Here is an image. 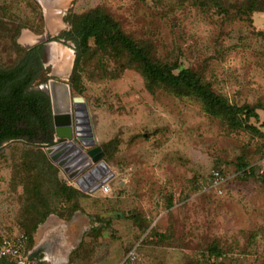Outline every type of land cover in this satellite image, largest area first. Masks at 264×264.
<instances>
[{"label": "rangeland", "instance_id": "374dc122", "mask_svg": "<svg viewBox=\"0 0 264 264\" xmlns=\"http://www.w3.org/2000/svg\"><path fill=\"white\" fill-rule=\"evenodd\" d=\"M248 1L0 0V67L41 47L49 80L34 90L53 81L70 88L76 49L59 39L71 29L65 20L99 7L146 43L151 57L178 66L175 73L197 72L216 94L258 115L244 129L211 117L191 97L148 89L137 64L95 48L82 64L85 92L70 88V97L84 100V128L105 153L108 169L100 175L110 176L108 192L76 186L84 193L73 207L45 198L40 188L56 212L25 242L24 257H39L36 248L48 245L56 264H122L134 249L143 264H264V0L242 15ZM28 148L10 142L0 151V228L11 236L23 233L29 204L46 210L32 195V184L40 187L42 180ZM75 148L87 153L91 147ZM243 161L252 177L242 175ZM214 172L223 176L220 185L213 184ZM37 257L30 264H41Z\"/></svg>", "mask_w": 264, "mask_h": 264}, {"label": "trees", "instance_id": "16d2710c", "mask_svg": "<svg viewBox=\"0 0 264 264\" xmlns=\"http://www.w3.org/2000/svg\"><path fill=\"white\" fill-rule=\"evenodd\" d=\"M256 4V0H249L247 6L242 5L238 12L245 15L253 11ZM66 19L71 29L59 39L64 38L66 42L72 41L75 44L76 59L69 80L73 93L85 92L82 64L96 48L117 59L125 58L132 65L137 64L148 89L162 87L177 96L191 97L211 117L223 119L241 129L254 117L258 118L253 107L235 106L226 97L216 94L197 72L183 69L175 73L178 66L151 57L146 43L138 42L123 32L120 24L102 8H94L82 14L70 13ZM42 54L41 47L24 49L20 52L22 60L19 63L16 62L10 68L0 67V151L6 143H25L30 147L25 152L29 150L28 155L35 160L32 164L39 171L36 179L42 180L40 187L32 184V195L37 199L35 201L45 205L40 190L43 187V195L45 193L48 196L45 198L64 200L75 207L76 198L84 192L69 185L67 179L59 178V169L50 162L43 150L54 144L55 130L50 96L44 91L33 89L34 84H46L49 80L45 76ZM239 168L244 177L249 178L254 174L253 168L250 169L245 161L239 164ZM31 191L28 190V193ZM45 206L46 210L41 212L39 205L33 203L23 211L22 234L27 236V240L31 239L39 224L56 212L52 202L50 206ZM73 210L70 209V212ZM211 253L219 254L215 247Z\"/></svg>", "mask_w": 264, "mask_h": 264}, {"label": "water", "instance_id": "95a60500", "mask_svg": "<svg viewBox=\"0 0 264 264\" xmlns=\"http://www.w3.org/2000/svg\"><path fill=\"white\" fill-rule=\"evenodd\" d=\"M57 86L67 91L68 102L67 108L64 110L59 107L56 92ZM40 89L52 94L54 130L56 139L59 142L58 145L47 148L46 153L50 160L62 169L70 180L76 181L79 188L85 191L84 182L80 176L86 171L88 176V169L93 164L103 165L106 169L108 168L103 160L105 153L102 148L100 146L95 147L94 140H90V135L86 134L84 119L87 116V111L84 108V100L82 98L71 99L69 86L59 82H52ZM88 140L91 142H88ZM79 143L91 147L86 154H83L80 149L71 150ZM82 154L84 155L83 158L80 156ZM85 159H87L86 163H84Z\"/></svg>", "mask_w": 264, "mask_h": 264}, {"label": "built area", "instance_id": "2783aa9c", "mask_svg": "<svg viewBox=\"0 0 264 264\" xmlns=\"http://www.w3.org/2000/svg\"><path fill=\"white\" fill-rule=\"evenodd\" d=\"M57 141L58 140H54V144H56ZM75 149L76 148L74 147L71 150L74 151ZM82 153L86 154V152L83 151ZM86 162L87 159H85L84 163ZM103 168L105 170H103ZM101 171L105 173L107 171L106 167L103 165L96 166L95 164H93L88 169L89 172L88 176L86 175L87 171L84 172V174H82L83 176L82 175L80 176L84 182L85 190L89 188L90 190H92V192L94 191L96 192L99 189L103 190L104 192L106 191L108 192V188H109L108 179L110 176L106 177L105 179H102V175H100ZM64 176L65 178H67L69 185L78 186L76 181L70 180L66 174H64ZM222 181H223V176L219 172H214L213 184L220 185ZM26 241H27L26 235L19 234L16 236H11L5 230L0 228V264L5 260H10V259H19L20 264H30L29 258L24 257L22 255ZM122 264H143V262L137 250L134 249L128 254L127 258L122 262Z\"/></svg>", "mask_w": 264, "mask_h": 264}, {"label": "crops", "instance_id": "0c3cea01", "mask_svg": "<svg viewBox=\"0 0 264 264\" xmlns=\"http://www.w3.org/2000/svg\"><path fill=\"white\" fill-rule=\"evenodd\" d=\"M55 73L57 74H60L59 73V71H57L56 70V68H55ZM52 79V78H51ZM53 82H59V81H53ZM52 83V82H51ZM59 83H61V82H59ZM50 84V83H49ZM63 84V83H62ZM60 89V88H59ZM58 89V87L56 88V90H57V95H59V97H61V90H59ZM62 89V88H61ZM62 98V97H61ZM18 233V232H17ZM18 235V234H17ZM14 236H16V234L14 235ZM40 236H42V233L39 235V237ZM49 253H50V255H49ZM36 254H41L39 257H37V255H35V254H33V255H31V254H29L31 257H37V258H39V259H41V258H44L43 260H41V264L42 263H45V262H47V260H48V262H52V263H54V264H56V262L54 261V259H55V257H54V255H53V250H52V248L50 247V246H48V245H42V246H39L38 248H36ZM30 256H26L27 258H31ZM1 264H20L19 262H12V261H9V260H5V261H3Z\"/></svg>", "mask_w": 264, "mask_h": 264}, {"label": "bare ground", "instance_id": "6f19581e", "mask_svg": "<svg viewBox=\"0 0 264 264\" xmlns=\"http://www.w3.org/2000/svg\"><path fill=\"white\" fill-rule=\"evenodd\" d=\"M54 47V52L56 53V52H62V54H63V51H61V50H63L62 48L60 49V47L59 46H53ZM54 53V54H55ZM57 57V56H56ZM58 57H60V55H58ZM55 58V57H54ZM63 72V71H62ZM58 87V89L59 90H61L62 92H61V97L63 98H61V97H59V95L57 96V99H61V101H64V103H65V101L66 102H68V98H67V91L63 88V89H61L62 87H59V86H57ZM58 94V93H57ZM66 100H65V99ZM67 104V103H66ZM81 156V158H83L84 157V155H80ZM103 170H104V168H103Z\"/></svg>", "mask_w": 264, "mask_h": 264}]
</instances>
